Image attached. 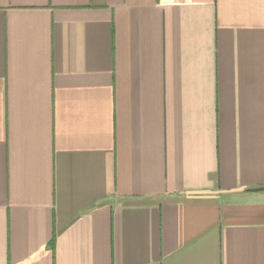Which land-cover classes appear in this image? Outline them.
Segmentation results:
<instances>
[{
	"label": "crops",
	"instance_id": "obj_1",
	"mask_svg": "<svg viewBox=\"0 0 264 264\" xmlns=\"http://www.w3.org/2000/svg\"><path fill=\"white\" fill-rule=\"evenodd\" d=\"M262 188L264 0H0V264H264Z\"/></svg>",
	"mask_w": 264,
	"mask_h": 264
},
{
	"label": "water",
	"instance_id": "obj_2",
	"mask_svg": "<svg viewBox=\"0 0 264 264\" xmlns=\"http://www.w3.org/2000/svg\"><path fill=\"white\" fill-rule=\"evenodd\" d=\"M259 190H264V188H262V189H259Z\"/></svg>",
	"mask_w": 264,
	"mask_h": 264
},
{
	"label": "trees",
	"instance_id": "obj_3",
	"mask_svg": "<svg viewBox=\"0 0 264 264\" xmlns=\"http://www.w3.org/2000/svg\"><path fill=\"white\" fill-rule=\"evenodd\" d=\"M54 244V241L52 242V245Z\"/></svg>",
	"mask_w": 264,
	"mask_h": 264
}]
</instances>
